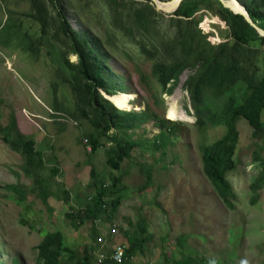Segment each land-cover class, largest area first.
I'll list each match as a JSON object with an SVG mask.
<instances>
[{"label":"rangeland","instance_id":"1","mask_svg":"<svg viewBox=\"0 0 264 264\" xmlns=\"http://www.w3.org/2000/svg\"><path fill=\"white\" fill-rule=\"evenodd\" d=\"M123 1L109 10L105 0H60L62 15L71 29L96 42L110 89L124 97L122 111L139 116L134 128L117 136L134 145L130 157L118 170H111L105 151L115 141L103 139L102 146L92 151L89 139L98 131L76 108L70 86L72 72L64 65V59L75 64L76 56L63 45V37L54 34L52 24L41 30L30 15L27 0H0V124L6 125L14 116L19 133L35 141L45 160L40 175L48 192L44 203L40 189L22 170V156L0 139V264H36L41 235L55 231L62 233L65 244L77 256L87 246L94 249L93 256L101 251L108 254L116 244H126L124 233H133L139 221L147 225L152 240L144 255L135 254L133 264H162L172 257H190L201 264H264L262 180L261 188L255 192L251 188L262 173L257 160L264 158L261 138L253 137L246 120L237 122L235 167L226 175L235 198L227 207L205 178L200 159V148L225 133V127L213 120L220 115L223 99L207 91L203 124H195V110L184 87L192 71L184 70L165 89L159 86L153 72L155 52L143 54L132 43V36L121 29L122 24L131 28L126 18L131 9L128 3L147 0ZM153 5L164 16L157 19L152 36L147 35L142 42L150 38L148 43L157 45L161 38L172 35L167 18L174 11L164 12ZM193 20L215 45L228 34L227 26L214 12L202 9ZM261 49L264 65V45ZM172 97L190 122L167 118ZM160 122L165 124L163 147L157 144ZM91 167L107 187L111 186L110 178L119 179L115 194L105 201L121 197L111 217L95 221L97 239L89 220L76 230L65 217L69 207L84 208L95 194L90 185ZM52 169H57V174H52ZM147 171L151 177L148 186ZM9 186L26 193L23 202L16 200Z\"/></svg>","mask_w":264,"mask_h":264},{"label":"trees","instance_id":"2","mask_svg":"<svg viewBox=\"0 0 264 264\" xmlns=\"http://www.w3.org/2000/svg\"><path fill=\"white\" fill-rule=\"evenodd\" d=\"M173 1L159 0L162 6H167ZM236 1L244 7L250 20L264 30V0ZM27 2L31 8L30 15L40 24L41 30L44 31L52 24L54 34L61 35L63 45L67 46L69 52L76 56L75 64L64 59V65L72 72L70 86L76 99L77 111L98 131L94 137H90L89 145L92 151H96L102 146L103 139L115 141V145L105 151L106 165L111 170H118L124 159L130 157L134 145L127 141H120L117 136L119 132L132 129L138 124V114L133 111H122L124 97L122 94L116 95V92L110 89L103 63L99 59L96 42H89L71 29L68 20L62 15L60 0H27ZM105 3L109 10H114L124 1L105 0ZM153 4L151 0L145 3L135 1L128 3L131 9L127 12L126 18L131 28L122 24L121 29L124 34L132 36V43L137 44L143 54H148L150 50L155 52L157 61L153 65V72L157 83L163 89L170 83L176 82L184 70L192 71L184 87L195 110V124H203L202 106L207 91L214 97L223 99L220 115L213 117V120L216 124L225 127V133L211 144L200 148V159L205 178L221 201L227 207H231V201L235 196L226 175L235 167L234 153L239 137L237 122L241 118L246 120L252 128L253 137L261 138L264 148V122L262 120L264 65H261V54H263L261 47L264 45V36L259 35L242 15L234 14L219 0H181L176 10L168 14L167 19L173 30L172 35L161 38L162 40L157 45L153 42L149 44L148 41L151 43L150 38L144 43L142 39L152 36L151 32L156 27L157 19L164 16L155 11ZM202 9L214 12L228 28L227 36L216 45L211 37L207 39L208 32H203L193 20ZM50 10H55L57 15L52 14ZM55 18H58V21ZM159 127L161 138L157 144L163 147L164 122H160ZM0 139L12 151L22 156L24 174L33 179V184L40 189L39 196L46 203L47 187L40 175L46 167L45 160L42 151L36 149L35 141L19 133L14 116L10 117L6 125L0 124ZM257 160L261 164L262 173L251 186L254 192L261 188V180L264 187V158L259 157ZM57 172V169H52V174H57ZM147 172L146 185L148 186L151 177L149 171ZM89 176L90 185L95 190V194L84 208L73 210L69 207L71 211L67 212L65 217L70 220L72 227L76 230L85 220H89L92 225V235L94 239H97L95 221L101 219L102 216L111 217L120 205V196L110 198L108 203L105 201L106 197L115 194L114 187L119 179L110 178L111 186L107 187L98 179L94 167H91ZM8 188L15 193L18 202L24 201L26 197L24 191L16 186ZM31 192H34L33 188ZM67 195L66 193L65 201H68ZM142 222L137 223L133 233H124L127 242L122 264H133L132 258L135 254L144 255L146 246L152 240V234L149 233L147 225ZM21 223L23 224L24 221ZM41 237L36 247V264H97L93 256V248L87 246L82 254L77 256V253L65 244L60 231L46 232ZM181 242H183L182 238L180 244ZM109 254L104 264L115 263L108 257ZM162 264L201 263L190 257L179 260L172 257L164 259Z\"/></svg>","mask_w":264,"mask_h":264},{"label":"bare ground","instance_id":"3","mask_svg":"<svg viewBox=\"0 0 264 264\" xmlns=\"http://www.w3.org/2000/svg\"><path fill=\"white\" fill-rule=\"evenodd\" d=\"M231 1L233 2L232 4L230 3V1H226L228 6H231L237 10H241L240 5L235 0H231ZM177 2L178 0H174L172 2L175 4V6L172 8H167V7L162 6L159 1L155 5L164 12H170V11H173V9H175V7L177 6ZM171 101L172 103L167 110V118L173 121L190 122L189 118L182 113V110L178 109L177 100L173 98L171 99Z\"/></svg>","mask_w":264,"mask_h":264},{"label":"built area","instance_id":"4","mask_svg":"<svg viewBox=\"0 0 264 264\" xmlns=\"http://www.w3.org/2000/svg\"><path fill=\"white\" fill-rule=\"evenodd\" d=\"M90 152V149H89ZM126 249V245L124 243H119L116 244L112 251L110 252L109 256L110 259L115 262L114 264H122L123 260H124V252ZM98 252V251H97ZM107 258V254H105L104 252H99L97 253V255L95 256V260L97 264H104L105 260ZM147 263V262H146ZM144 263V264H146ZM150 264V263H147Z\"/></svg>","mask_w":264,"mask_h":264},{"label":"water","instance_id":"5","mask_svg":"<svg viewBox=\"0 0 264 264\" xmlns=\"http://www.w3.org/2000/svg\"><path fill=\"white\" fill-rule=\"evenodd\" d=\"M154 4H156L159 0H151ZM221 2V4L225 7L228 8L230 11H232L234 14H240L242 15L245 20L250 24L251 27H253L261 36H264V30H262L261 28L257 27L249 18L246 10L244 9L243 6H241L236 0V2L240 5L241 10H233L231 7H229L227 5V3L225 2V0H219ZM181 2V0H178L177 2V6L175 7V9H173V11L176 10V8L178 7L179 3Z\"/></svg>","mask_w":264,"mask_h":264}]
</instances>
